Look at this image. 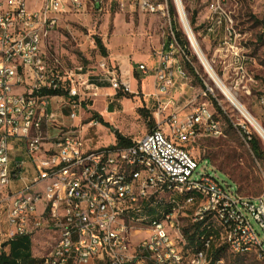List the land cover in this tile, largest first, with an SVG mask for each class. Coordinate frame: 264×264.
<instances>
[{
  "label": "built area",
  "instance_id": "1",
  "mask_svg": "<svg viewBox=\"0 0 264 264\" xmlns=\"http://www.w3.org/2000/svg\"><path fill=\"white\" fill-rule=\"evenodd\" d=\"M224 1L210 6V31L222 24L215 16ZM87 2L0 0V249L11 250L18 238L46 230L56 239L41 264H211L223 247L235 255L255 253L264 262V238L253 225L254 220L264 235V197H243L214 175L197 178L199 161L185 145L223 132L207 92L202 102L189 100L186 108L192 110L181 116L175 93L185 96L190 78L176 53L193 64L177 42L171 0L91 2L98 9L107 3L130 7L170 24L172 42L159 53L153 131L129 148L92 150L82 135L85 126L59 129L50 100L66 96L43 91L67 93L74 110L70 118L77 120L82 90L60 77L46 45L61 17L84 12ZM139 71L148 73L145 65ZM107 81L115 91L131 92L129 82ZM13 140L25 144L29 162L12 156L20 154ZM160 206L168 208L150 217V210ZM186 219L189 227L203 224L195 247L184 234Z\"/></svg>",
  "mask_w": 264,
  "mask_h": 264
},
{
  "label": "rangeland",
  "instance_id": "2",
  "mask_svg": "<svg viewBox=\"0 0 264 264\" xmlns=\"http://www.w3.org/2000/svg\"><path fill=\"white\" fill-rule=\"evenodd\" d=\"M91 2L92 0H88L84 12H71L61 17L58 28L47 41L46 51L52 64L57 60L60 77L72 79L78 89L82 90L79 99L86 115L82 135L86 145L98 150L113 147L115 134L111 128L104 125L87 126L93 115L97 114L95 109L108 108L109 113L114 114L110 126L133 142L144 139L156 127V98L153 92H148L153 89L152 77H148L144 83V88L148 90L145 93L141 85L139 88L131 87L128 94L135 96L124 99L123 106L115 97L118 91L113 90L107 80L112 77L121 84L131 82V75L125 76L124 81L120 70L121 67L126 69L128 65L133 67V76L138 82L147 77L136 69L141 64L146 65L148 56L152 59L159 57L160 52L168 49L172 38L170 24L157 16L142 14L130 7L122 10L116 4L110 3L98 9ZM214 2L217 0H182L190 25L194 12H198L197 23L194 27L191 25V28L208 63L224 85L264 128V0L224 1L215 16V22L222 21V24H214L210 31L212 25L208 23L207 17ZM170 3L175 9L173 24L182 35L183 41L188 43L186 52L199 78L195 79L189 74L188 62L184 56L176 53V57L190 76L189 100L198 97L202 102V95L207 92L206 100L211 105L223 132L219 138L203 137L196 142H186L187 149L199 161L197 178H201V175H214L221 182L227 183L234 193L243 197H264V160L254 157L241 130L249 136L256 135L263 150L264 143L210 80L183 31L174 1L171 0ZM96 38L102 40L107 57L98 49ZM103 64L107 65L106 70L101 68ZM91 78H96L99 84H110V88H88ZM55 102L53 100V103ZM215 103L223 113L218 111ZM142 110L146 113H142ZM187 110L191 111L192 108L188 107ZM71 112L74 110L71 109L63 115L69 128L78 124V120L70 118ZM75 112L78 116L81 115L79 109ZM11 144L16 151H20V154L15 152L12 156L17 160L30 161L23 142L13 140ZM164 208L168 207L151 209L149 216L155 218L158 209L163 211ZM184 223L185 227L189 228L187 219ZM253 225L264 238L254 220ZM55 239V235L46 230L18 238L17 243H14L15 251L19 253L16 264H41L43 258L51 252ZM10 251L3 247L0 249V255L9 254ZM220 260L221 264H264L255 253L235 255L228 249Z\"/></svg>",
  "mask_w": 264,
  "mask_h": 264
},
{
  "label": "trees",
  "instance_id": "3",
  "mask_svg": "<svg viewBox=\"0 0 264 264\" xmlns=\"http://www.w3.org/2000/svg\"><path fill=\"white\" fill-rule=\"evenodd\" d=\"M170 8H171L172 16H173V14H175V9L173 7V4H171V3H170ZM197 17H198V12H194L193 17L191 19V25L193 27L197 23ZM173 29L176 31V39H177V42H178L179 46L186 51V46H187L188 43L183 41L182 35L179 32H177V28H176V26L174 24H173ZM96 45H97L98 49L100 50L101 54L104 57H107V50H106V48H105V46H104V44H103L101 39L96 38ZM187 65H188V69H189V74H191L195 79H199L198 75H197V73L195 71V68L193 67V65H191L190 63H188ZM90 83L94 84V85H96V86H98L100 88H108V87H110V84H108V83H104V84L100 83L99 84L98 80L96 78H91ZM42 94L43 95L52 96V97H56V96H66L67 97V93H65L63 91H47V90H45V91H43ZM134 96L135 95H130L128 93H124L122 91H118V93L116 95V98L117 99H123V98L130 99L131 97H134ZM215 105H216V108H218V111L220 113H223V111L218 106V104L215 103ZM141 112L142 113H144V112L146 113V111H143V110ZM92 121H96V122H98L101 125H104V126H106L108 128H111V130L115 134V138H116V145L114 147L119 148V149H124V148H129V147L133 146V140L132 139H129V138L123 136L119 131H117L113 127H111L109 123L105 122L103 117H101L100 115H98V114L93 115V118H92L91 122ZM241 133H242L243 137L245 138L246 142L249 144L254 157L257 160H264V150L262 148L260 139L256 135H250L249 136L245 132H243L242 130H241ZM202 225L203 224H197V225H194V226H191V227L185 229L184 234H185V236H186V238L188 240L189 246H192V247L196 246L197 239L199 237H201L202 234H203L202 231H201L202 230L201 229ZM17 240H15L12 243L11 251H10L9 254L2 253L0 255V264H16V257H17V255L19 253L17 251H15L14 243H17ZM226 250L227 249L225 247H223V248L217 250L216 252H214L213 261H212L211 264H216L217 261H219L220 258L222 257V255L225 253ZM32 263H35V262H32Z\"/></svg>",
  "mask_w": 264,
  "mask_h": 264
},
{
  "label": "crops",
  "instance_id": "4",
  "mask_svg": "<svg viewBox=\"0 0 264 264\" xmlns=\"http://www.w3.org/2000/svg\"><path fill=\"white\" fill-rule=\"evenodd\" d=\"M168 51V50H167ZM179 60V59H178ZM181 62V61H180ZM146 67L148 69V73L147 74H143L142 72L139 71V67L136 69L138 73H140L141 75H144V76H147L145 78H142L139 82L135 79V77L133 76V71L134 69H132L133 67L131 65H128V67H126V69H122L121 67V71L123 73V80H125V76H130L131 75V82H129L131 84V87L133 88H139V85H141V88H142V91L145 93L147 92L148 90L144 88V83L146 82V79L148 77H152V82H153V89L151 91H148L149 93L150 92H153L154 94H156V91H155V80H156V73H157V70L159 69V67L161 66V63H160V59L159 57L155 58V59H152L150 56L147 57L146 61ZM142 65V64H141ZM125 73V74H124ZM141 82V84H140ZM110 88V87H108ZM108 88H103L104 90L108 89ZM184 93V92H183ZM183 93L181 92H177L175 93V98L176 100H178L180 103H181V108L180 110L181 111V116H185L187 113H189L190 111L187 110V105H188V102H189V99H190V93L188 91V89L185 91V96L183 95ZM134 95V94H133ZM116 97V96H115ZM156 98V97H155ZM126 99V98H123V99H118L117 102L122 104H124L123 100ZM53 100L56 101L55 103H53ZM70 98L66 97L65 99H61V98H52L50 100V111H53V112H58L60 115H62V117H60L59 115V124H58V127L60 130L62 131H65L67 129H70V128H80L82 125H83V120H84V116L85 113H83V109L80 110L81 112V115L78 116V124L76 125H72L70 128L68 127V123L65 122V119L63 118V115L70 111L71 110V107L69 105L70 103ZM158 106V102H157V98H156V105L155 107ZM95 112H97L98 115H100L101 117H103L104 121L111 124V122L113 121V118H114V114H110L109 111H108V108L106 110H98V109H95ZM73 112H71L72 114ZM70 114V115H71ZM116 114V113H115ZM93 122V121H92ZM91 123V121H90ZM88 127L89 124L87 125ZM98 126L100 127L101 124H98ZM56 133V132H55ZM116 145V138L114 139V145ZM86 147L88 149H92V150H95L94 148L86 145Z\"/></svg>",
  "mask_w": 264,
  "mask_h": 264
},
{
  "label": "bare ground",
  "instance_id": "5",
  "mask_svg": "<svg viewBox=\"0 0 264 264\" xmlns=\"http://www.w3.org/2000/svg\"><path fill=\"white\" fill-rule=\"evenodd\" d=\"M176 1L179 6L182 17L181 25L183 27V30L188 36L195 53L199 55L201 63L204 66L206 72L208 73L210 80L215 84L216 88L222 92V94L227 98L231 105L245 118L246 122L255 130V132L259 135V137L264 143V128L247 110V108L235 97V95L224 85L217 73L212 69L207 59L205 58V55L203 54L198 42L194 37V33L189 23V20H187L185 17V15H187L186 12H183L182 7L180 5V1Z\"/></svg>",
  "mask_w": 264,
  "mask_h": 264
},
{
  "label": "water",
  "instance_id": "6",
  "mask_svg": "<svg viewBox=\"0 0 264 264\" xmlns=\"http://www.w3.org/2000/svg\"><path fill=\"white\" fill-rule=\"evenodd\" d=\"M197 56H198L199 60L201 61V59H200L199 55H197Z\"/></svg>",
  "mask_w": 264,
  "mask_h": 264
}]
</instances>
